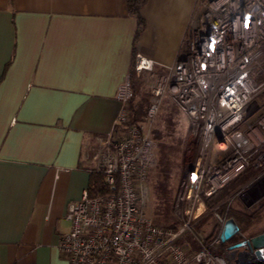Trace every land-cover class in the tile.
Masks as SVG:
<instances>
[{
    "label": "crops",
    "instance_id": "0c3cea01",
    "mask_svg": "<svg viewBox=\"0 0 264 264\" xmlns=\"http://www.w3.org/2000/svg\"><path fill=\"white\" fill-rule=\"evenodd\" d=\"M196 3L148 0L135 42L127 0H0V264H69L59 249L72 226L68 208L89 186L87 152L115 129L117 93L135 53L165 76L184 52ZM163 104L168 118L181 115L175 134L183 154L187 118L170 95ZM255 175L222 203L253 217L249 226L233 217L234 239L264 232L251 233L264 215V181L253 182Z\"/></svg>",
    "mask_w": 264,
    "mask_h": 264
},
{
    "label": "built area",
    "instance_id": "2783aa9c",
    "mask_svg": "<svg viewBox=\"0 0 264 264\" xmlns=\"http://www.w3.org/2000/svg\"><path fill=\"white\" fill-rule=\"evenodd\" d=\"M183 51L153 88L144 121L125 132L131 74L119 87L115 129L86 155L90 175L101 176L100 191L88 186L66 215L72 226L59 249L69 264H230L226 249L240 231L220 241L227 213L213 241L197 226L206 198L245 171L256 172L253 182L264 181V0H197ZM134 70L152 71L154 63L137 54ZM167 95L185 114L188 148L197 153L174 202V229L153 225L143 211L156 165L151 129Z\"/></svg>",
    "mask_w": 264,
    "mask_h": 264
},
{
    "label": "rangeland",
    "instance_id": "374dc122",
    "mask_svg": "<svg viewBox=\"0 0 264 264\" xmlns=\"http://www.w3.org/2000/svg\"><path fill=\"white\" fill-rule=\"evenodd\" d=\"M145 73V74H144ZM140 75L141 78V103H143V98L149 97V104L144 118L147 115L148 109L150 107V98L152 95L153 88L157 85L159 78L157 74L152 71H146ZM133 75H131V80ZM132 84V81H131ZM133 91V87H132ZM164 103V100H163ZM162 103L159 116L151 129L152 139L156 143V161L157 164L153 169H151L149 174V200L143 211L148 219H153L154 213L157 207H167L168 201L172 198L177 197L180 190L181 184L185 178L186 173L189 171L187 163L190 162L191 156H196V150H192L186 147L185 153L182 154L181 147L183 146V138L175 136V131L179 127H183L178 119L181 116L178 112L172 113L169 116V122L166 124L161 120V117H168L162 112L164 109V104ZM129 105V104H128ZM144 118L142 121H144ZM164 118V120L166 119ZM166 124V125H165ZM167 128L168 138L164 137ZM186 131V128H185ZM186 137L189 138V127L187 128ZM181 151V152H180ZM193 151V152H192ZM193 159V158H192ZM240 198V197H239ZM174 199V202H175ZM236 208L242 209V204L239 201L236 202ZM174 205V203H173ZM244 207V206H243ZM244 210V209H243ZM174 213V206H173ZM199 229L205 231L206 229H211L213 226V217L209 212L205 214L201 222ZM264 229V215L259 222H256L251 229V233H255L259 230ZM204 234V233H203ZM246 234V233H245ZM206 236V233L204 234ZM249 235V230L248 234ZM247 237V236H246ZM248 239V238H246ZM243 239H234L230 243L238 242Z\"/></svg>",
    "mask_w": 264,
    "mask_h": 264
},
{
    "label": "trees",
    "instance_id": "16d2710c",
    "mask_svg": "<svg viewBox=\"0 0 264 264\" xmlns=\"http://www.w3.org/2000/svg\"><path fill=\"white\" fill-rule=\"evenodd\" d=\"M127 1H128L129 14L132 17H134L137 22V28H136V34H135V42H137L146 29V20L143 16V9L147 5L148 0H127ZM136 55L137 53H135V57ZM131 75H133V78H132L133 97L130 100L129 105H128V111L130 115L129 121L127 122L126 126H122L120 128V131H123V132L127 130V127L143 122L142 120L146 114L148 104H149V97L143 98V101H142L143 103H141L140 101L141 96H142L141 95L142 92L140 89L141 78L136 75L134 66H133ZM169 116H172V113ZM164 118L166 117H163V118L161 117V120H163V122L167 124L169 122V118L168 119L166 118L165 120ZM180 124H181V121H180ZM163 136L168 138L167 128ZM252 175H253V172L250 170H247L238 179L229 183L219 193H217L216 195L210 198H206V204L208 207L207 212H209L211 216L213 217L212 230L207 234L208 241H213L214 239L218 237L220 230H221L219 218H223L226 213H227L228 218L234 217L239 222L247 226H249L252 223L253 217L251 215H248L246 213L237 212L232 209H230L227 212V207L222 205V203L230 195V193L234 191L240 185L247 182L249 178L252 177ZM101 186H102L101 176L95 175V174L90 175L89 187L91 189V193L92 194L98 193L100 191ZM174 199L175 198H172L168 201L169 203L167 207H157L156 208L154 217L152 219L153 225L158 226V227L167 228V229L176 228V225L178 224V220L176 219L173 213ZM197 229L200 230L198 227Z\"/></svg>",
    "mask_w": 264,
    "mask_h": 264
},
{
    "label": "water",
    "instance_id": "95a60500",
    "mask_svg": "<svg viewBox=\"0 0 264 264\" xmlns=\"http://www.w3.org/2000/svg\"><path fill=\"white\" fill-rule=\"evenodd\" d=\"M240 231L233 218H229L220 233V241L226 243ZM230 264H263L264 263V232L249 239L231 244L226 249Z\"/></svg>",
    "mask_w": 264,
    "mask_h": 264
}]
</instances>
